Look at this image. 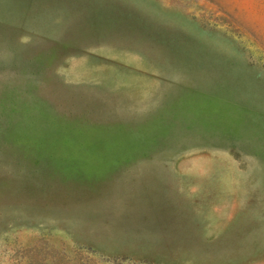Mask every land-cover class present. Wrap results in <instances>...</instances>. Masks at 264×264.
Instances as JSON below:
<instances>
[{
    "label": "rangeland",
    "instance_id": "1",
    "mask_svg": "<svg viewBox=\"0 0 264 264\" xmlns=\"http://www.w3.org/2000/svg\"><path fill=\"white\" fill-rule=\"evenodd\" d=\"M0 264H264V0H0Z\"/></svg>",
    "mask_w": 264,
    "mask_h": 264
},
{
    "label": "crops",
    "instance_id": "2",
    "mask_svg": "<svg viewBox=\"0 0 264 264\" xmlns=\"http://www.w3.org/2000/svg\"><path fill=\"white\" fill-rule=\"evenodd\" d=\"M129 157H132V158H130V160H132V161H137V162H139V161H147V162H149V161H152V162H154V161H163V160H169V158H164V157H158V156H155V155H149V154H145V155H143V154H138V155H130ZM156 166V165H155ZM135 167H137V170L140 172L141 170H143V167L141 166V165H135ZM146 170H154V171H158V169H157V166H156V168H152V169H146Z\"/></svg>",
    "mask_w": 264,
    "mask_h": 264
}]
</instances>
